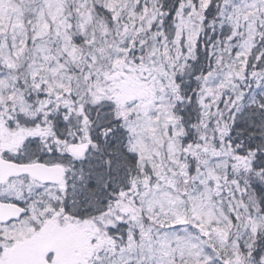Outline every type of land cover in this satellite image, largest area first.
Instances as JSON below:
<instances>
[{
	"label": "snow or ice",
	"instance_id": "6c2138e0",
	"mask_svg": "<svg viewBox=\"0 0 264 264\" xmlns=\"http://www.w3.org/2000/svg\"><path fill=\"white\" fill-rule=\"evenodd\" d=\"M0 264H264V0H0Z\"/></svg>",
	"mask_w": 264,
	"mask_h": 264
}]
</instances>
